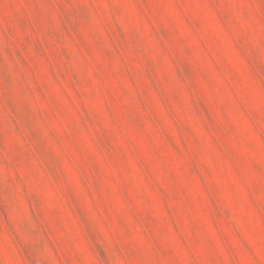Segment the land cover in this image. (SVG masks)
<instances>
[{"label": "rangeland", "instance_id": "374dc122", "mask_svg": "<svg viewBox=\"0 0 264 264\" xmlns=\"http://www.w3.org/2000/svg\"><path fill=\"white\" fill-rule=\"evenodd\" d=\"M0 264H264V0H0Z\"/></svg>", "mask_w": 264, "mask_h": 264}]
</instances>
